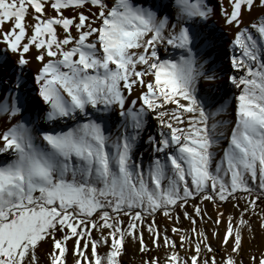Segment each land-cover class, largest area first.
Instances as JSON below:
<instances>
[{
  "label": "snow or ice",
  "instance_id": "obj_1",
  "mask_svg": "<svg viewBox=\"0 0 264 264\" xmlns=\"http://www.w3.org/2000/svg\"><path fill=\"white\" fill-rule=\"evenodd\" d=\"M220 15L234 30L230 130L210 0H0V43L20 70L0 99V264H125L129 243L141 264H264V245L245 249L264 233V0H221ZM32 59L39 108L21 92ZM178 208L191 228L169 236L156 217L178 225ZM197 218L225 223L223 237Z\"/></svg>",
  "mask_w": 264,
  "mask_h": 264
},
{
  "label": "rangeland",
  "instance_id": "obj_2",
  "mask_svg": "<svg viewBox=\"0 0 264 264\" xmlns=\"http://www.w3.org/2000/svg\"><path fill=\"white\" fill-rule=\"evenodd\" d=\"M110 2V0H109ZM112 2V0H111ZM110 2V3H111ZM220 3L221 0H210V4L212 6H214L216 8V16L214 20H211L209 23L213 26V28L215 29V31H212V29L210 28L209 31L211 32V37L216 39V47L214 49H212L209 53V55L215 60V67L218 71V74L220 75V79L218 81L215 82L214 85V96L216 97L217 100L220 101V103H223L226 105L227 111L223 114V116L221 117V119H224L225 121H229L228 125H227V129L226 130H230L232 124L231 122L235 120V113H234V108H235V101L233 99V95L235 93V89L232 88L230 86V84L227 82V74L229 72L230 69V63H229V57L232 54V50H231V40L233 39V31L234 30H230L228 29L225 25H224V20L220 15ZM225 6H227V4H225ZM260 15L259 10L254 11L251 16L249 15H245V22L247 23L250 19H252L253 17H256ZM163 55V52L161 53ZM179 53L176 52H170V55H178ZM35 52L32 53V56L34 57ZM32 62H36L34 59H32ZM4 82V78L0 77V84H2ZM204 87H206L207 85H203ZM30 101V107H36L39 108L40 106L32 103L33 99L35 98H31V96L27 95ZM133 99H135V95H133L132 97ZM151 126L148 128L147 132L144 133L145 137H147V134L150 132V130L153 127L152 122H150ZM119 128V123L117 122H113V127H112V132L113 134H115L117 132ZM149 147L146 143L142 144L139 148V153H140V149L142 147ZM223 147H226V141L222 142L221 148H218L216 151L217 153H221V149ZM143 159H144V163L145 165L148 164V162L150 161V159L152 158V152L148 153V154H142ZM239 195V194H238ZM199 200H194L192 201L189 205H187V211L190 214L194 215L193 212V204H198ZM236 203V201H229L226 203H222L220 205V211H222L225 215V220H227L228 216L231 215H238L237 209L234 207V204ZM241 206H243V200L240 201ZM202 208L206 211L208 216L212 217V220H215L217 217V208L216 206H214L211 202L205 201L202 205ZM260 208H264V203H262L260 205ZM180 215V223L178 225H174L173 221L166 219L162 214L157 215L156 217V222H157V226L159 227V229L161 230V232H163L164 229L168 230V235L169 236H173L174 234L172 233L171 229L173 226L176 227H180L181 229L187 231L188 229L191 228V225L189 223L188 220L184 219L183 217V209H176V213ZM207 219V217L205 218ZM253 222H255V217L252 218ZM197 227H204L207 229V231L209 232V234H211L213 231H218L219 232V236L223 237L224 233H225V228H226V224L225 223H221L218 227L216 225H214L212 223V221H208L205 224H202L200 219L197 218ZM257 227V231L255 233V240H251L249 238V242H246L245 244V249L247 250L249 247L255 249L257 246L260 245H264V233H261L259 231V227L258 225H256ZM144 236H145V240L149 243V246L151 247V243L149 241L148 238V233L147 230L145 229L144 232ZM177 243H179L178 237H177ZM212 246L214 248L217 249H221V245L219 243L218 240L213 239L212 240ZM51 246L47 245L45 246L44 252L46 253L47 251H50ZM183 253V250H181ZM155 250L153 251V255H155ZM223 252L222 250L219 252V254L217 255V259L220 258V255H222ZM164 250L161 249L159 252V256L161 257V259L163 260L164 258ZM144 259H147V257H144ZM245 260H247V256L245 255ZM124 261L125 264H141V256L139 254V252L136 250V246L134 243H129L128 245V254L124 257ZM41 264H44V258L42 257L41 260ZM68 264H72V258L71 256H69V260H68Z\"/></svg>",
  "mask_w": 264,
  "mask_h": 264
},
{
  "label": "bare ground",
  "instance_id": "obj_3",
  "mask_svg": "<svg viewBox=\"0 0 264 264\" xmlns=\"http://www.w3.org/2000/svg\"><path fill=\"white\" fill-rule=\"evenodd\" d=\"M111 2V0H110ZM224 4H227V0H223ZM67 15H72L73 13H66ZM35 50H33L32 53H34ZM16 60L17 57L13 55L12 53L8 52L5 49V46L0 43V77L4 78V82L0 84V99L6 98L9 90L12 88V86L16 82L17 76L20 74V70L16 66ZM39 67L38 62H32L30 67H27L23 70V84L21 88L22 93H26L27 95L31 96V98H35V101L37 105L41 106V103L39 102V98L36 94V85L34 83L33 77L37 72V69ZM153 127L149 133L155 135L158 131V125L153 118L151 120ZM148 133V134H149ZM147 134V135H148ZM151 152V149L149 147H142L140 149V154H148Z\"/></svg>",
  "mask_w": 264,
  "mask_h": 264
}]
</instances>
